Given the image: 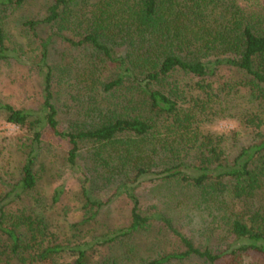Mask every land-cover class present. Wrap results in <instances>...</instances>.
<instances>
[{
	"label": "trees",
	"instance_id": "1",
	"mask_svg": "<svg viewBox=\"0 0 264 264\" xmlns=\"http://www.w3.org/2000/svg\"><path fill=\"white\" fill-rule=\"evenodd\" d=\"M37 1L0 0V75L27 102L0 100L23 133L0 173V250L20 264H264V0H43L30 14ZM215 118L241 129H207ZM67 174L78 216L61 235L47 211ZM145 183L159 210L141 208Z\"/></svg>",
	"mask_w": 264,
	"mask_h": 264
},
{
	"label": "rangeland",
	"instance_id": "2",
	"mask_svg": "<svg viewBox=\"0 0 264 264\" xmlns=\"http://www.w3.org/2000/svg\"><path fill=\"white\" fill-rule=\"evenodd\" d=\"M44 1L38 0L30 7V14H36L38 9H42L44 7ZM29 14V15H30ZM16 16L11 19V31L17 35L18 30L13 23L16 19ZM0 100L6 103L17 104L18 107H23L27 105L25 100V95L22 93L20 89L17 88L15 83H12L11 79L6 78V76L0 75ZM55 105L58 108L61 125L64 129H69L72 126V122L75 120L74 117L69 115L68 106H67V98L65 96H55ZM207 129L212 131H216L220 134H229L233 131H240L241 127L239 122L235 118H225L218 119L215 118L212 123H208L205 125ZM23 133L20 129L14 125H10L4 122L3 117L0 116V173L2 174L4 171L8 169H12L17 166V155H15V145L16 140ZM57 151H62L59 145H54ZM66 176L59 181H64L67 194L63 197L62 202L57 206L53 211H47V216L50 218L51 223L54 224L53 230L58 231L61 235L66 231L70 224H72L78 216V212L76 211L78 202V192H79V183L76 179H74V175L67 174ZM57 183V182H55ZM42 191L46 194H49L52 191L51 186L43 185ZM152 186L145 183L137 190V196L140 201V206L143 210L150 212L154 210H159L162 204L159 202L158 198L155 194H151L150 189ZM111 212L108 213V217L110 220H115L116 223L123 224L127 222V217L130 210V205L124 196L117 198L113 201L111 205ZM113 217V218H112ZM6 253H3L0 250V264H20L17 260H10L7 257ZM251 257L247 258L246 261H251Z\"/></svg>",
	"mask_w": 264,
	"mask_h": 264
}]
</instances>
